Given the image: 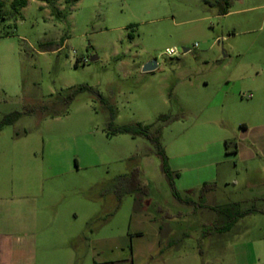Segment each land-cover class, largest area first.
Returning <instances> with one entry per match:
<instances>
[{"label":"rangeland","instance_id":"1","mask_svg":"<svg viewBox=\"0 0 264 264\" xmlns=\"http://www.w3.org/2000/svg\"><path fill=\"white\" fill-rule=\"evenodd\" d=\"M0 1V264H264V0Z\"/></svg>","mask_w":264,"mask_h":264},{"label":"trees","instance_id":"2","mask_svg":"<svg viewBox=\"0 0 264 264\" xmlns=\"http://www.w3.org/2000/svg\"><path fill=\"white\" fill-rule=\"evenodd\" d=\"M39 1L45 2L47 5H49L52 13L55 14L58 12V9L55 5L56 0H39ZM26 4H27V0H11L9 6H10L11 12L17 15V14H19L20 10L26 6ZM1 6H2V3L0 1V8H1ZM137 126H138V129L134 128L133 126H130V127L117 128L116 131L120 132V133H129L131 135H138V134L143 135L146 138H148L149 140H151L155 144V146L158 150V154L161 157V168H162L163 172L165 173V175L169 176L170 172H169V169L167 166V159H166L165 155L163 154V151L161 150V147L159 146L157 140L155 138H153L152 136H150V134L147 131V127H141L140 125H137ZM121 178L125 179L126 177L123 176ZM132 179H133V177H132ZM203 187L206 189L205 184ZM235 221L236 220H234L232 223H235Z\"/></svg>","mask_w":264,"mask_h":264},{"label":"water","instance_id":"3","mask_svg":"<svg viewBox=\"0 0 264 264\" xmlns=\"http://www.w3.org/2000/svg\"><path fill=\"white\" fill-rule=\"evenodd\" d=\"M188 49H184V52H186ZM96 59V57H92V58H90L89 59V61H93V60H95ZM156 67V63L154 62V61H150V62H148L147 64H145L144 66H143V71H149V70H152V69H154Z\"/></svg>","mask_w":264,"mask_h":264},{"label":"built area","instance_id":"4","mask_svg":"<svg viewBox=\"0 0 264 264\" xmlns=\"http://www.w3.org/2000/svg\"><path fill=\"white\" fill-rule=\"evenodd\" d=\"M174 52H175V51H174L173 49H168V50H167V54H168V55H172V54H174Z\"/></svg>","mask_w":264,"mask_h":264},{"label":"crops","instance_id":"5","mask_svg":"<svg viewBox=\"0 0 264 264\" xmlns=\"http://www.w3.org/2000/svg\"><path fill=\"white\" fill-rule=\"evenodd\" d=\"M207 193V192H206Z\"/></svg>","mask_w":264,"mask_h":264}]
</instances>
